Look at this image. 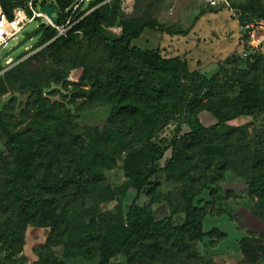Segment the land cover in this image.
Wrapping results in <instances>:
<instances>
[{
    "label": "trees",
    "instance_id": "1",
    "mask_svg": "<svg viewBox=\"0 0 264 264\" xmlns=\"http://www.w3.org/2000/svg\"><path fill=\"white\" fill-rule=\"evenodd\" d=\"M102 1L93 0L89 7L94 8L86 14L76 11L78 22L65 37H56L51 26L38 24L31 32L38 39L34 46L44 47L21 61L18 54L16 63L0 75V93L9 85L26 93V111L32 110L41 122L13 129L0 113V253L4 252L0 264L26 261L22 250L28 226L49 229L45 242L35 250L33 264H62L76 257L97 258V264H212L201 262L196 244L205 237L221 239L226 233L217 227L204 231L206 210L194 199L211 184L219 188L226 170L244 166L252 212L264 223V144L248 139L249 124L228 125L264 112V55L244 57L239 52V65L220 69L222 75H198L179 57L131 45L145 28L161 30L154 20L126 16L125 10L140 7L141 0H132L129 6L124 0ZM24 2L0 0L8 17ZM35 2L52 3L57 23H62L75 0ZM238 8L241 27L253 21L247 14L264 20L262 0H247ZM112 25L121 27L119 35L106 30ZM75 31L87 43H95L96 57L83 50ZM69 65L83 69L81 84L89 86L85 90L76 85L73 98L95 96L112 103L110 122L95 130L87 142L59 120L54 109L60 105L49 97L51 91L43 95L52 82L63 80ZM233 87L230 95L228 89ZM200 110L211 112L216 123L198 122L195 114ZM184 111L194 118L185 121L187 131L171 140L170 157L162 168L172 189L170 214L156 219L149 204L135 201L123 213L118 196L126 189L104 185V170L125 153L127 186L137 196L150 197V203L159 201L158 162L166 147L152 139L168 120L162 118L177 115V122ZM109 200H117L115 212L97 207ZM177 212L184 215L179 224L173 222ZM239 245L249 253L247 239ZM118 254L124 255L125 262L112 263Z\"/></svg>",
    "mask_w": 264,
    "mask_h": 264
},
{
    "label": "rangeland",
    "instance_id": "2",
    "mask_svg": "<svg viewBox=\"0 0 264 264\" xmlns=\"http://www.w3.org/2000/svg\"><path fill=\"white\" fill-rule=\"evenodd\" d=\"M93 0H84L82 11L89 12L94 7H89ZM108 0H103L102 3ZM247 0H227L228 4L217 7H209L201 0H141L138 8L125 10L126 16L137 17L140 20H154L161 27V30L145 28L142 34L131 41V45L143 50H158L165 57H179L185 61L188 70L198 75L212 77L220 72V69H231L236 64L239 65L237 54L242 50L241 39V10L238 8L240 3ZM264 6V0H262ZM253 21L262 22L263 29L260 33L264 34V20H255L256 17L246 15ZM36 22H31L17 36L10 40L7 45L0 49V56L8 54L16 57L22 54L19 61L40 50L44 45L34 46L38 41L37 37L32 36L31 32L36 27ZM119 25L106 27V30L114 35L120 33ZM178 31H180L178 33ZM78 39L82 41L83 50L88 52L90 57H96L97 50L95 43H87L82 33H77ZM28 39H27V38ZM12 49V51H10ZM67 74L59 83L52 82L45 88L43 95H49L53 100L57 99V112L59 120L65 126L70 127L72 132L85 142L94 134L95 130L102 129L110 122L109 115L112 103L95 96H77L73 98L72 93L76 85L82 89L89 88L86 84H81L84 72L81 67L70 66ZM73 67V68H72ZM222 75V72H220ZM219 76V75H218ZM66 84L67 88L63 85ZM229 94L234 93L233 88L228 89ZM227 90V91H228ZM27 94L16 87L9 85L6 92L0 93V113L9 126L13 129H26L40 125V118L32 116V110L25 109ZM175 117H164L168 119L164 125L157 129L156 135L152 139L153 143L166 147L163 158L158 162L160 171L159 180L162 183V195L159 201L150 203V197L145 195L137 196L136 192L127 186V177L124 175L123 157L121 153L116 164L104 170V185L108 187L124 188L125 194L118 196L121 201L123 213L129 205L135 201L143 205L149 204L156 219H160L170 214V192L171 186L165 179L164 167L166 160L171 153V140L182 135L188 130L185 121L191 120L194 116L183 115L176 122ZM184 120L182 121V119ZM195 118L203 125L216 123L214 115L207 110H200L195 114ZM250 125L247 126L248 139L264 144V112L252 116H244L228 122V125ZM134 144L138 139L135 137L137 131L133 133ZM3 134L0 127V152L3 151ZM245 168L237 164L235 168L226 170L219 188L213 184L205 189L201 195L194 199L199 206H204L206 215L203 220L204 231L213 227L219 228L226 233L221 239H210L205 237L197 242L196 249L201 262L210 261L212 264H264V223L252 212V200L246 193V179L244 177ZM210 188L214 191H210ZM168 195V196H167ZM167 197V198H166ZM117 200L99 202L97 207L102 211L115 212ZM183 213L177 212L173 218L174 223L179 224L183 221ZM48 228H37L28 226L25 232V244L22 254L27 257L22 264H33L37 259L35 250L38 249L46 240ZM247 239L251 245L249 253H245L239 245L241 239ZM249 246V245H247ZM4 252L0 253V258ZM112 263L125 262V257L118 254L111 259ZM62 264H97V258L85 261L81 257L62 260Z\"/></svg>",
    "mask_w": 264,
    "mask_h": 264
},
{
    "label": "built area",
    "instance_id": "3",
    "mask_svg": "<svg viewBox=\"0 0 264 264\" xmlns=\"http://www.w3.org/2000/svg\"><path fill=\"white\" fill-rule=\"evenodd\" d=\"M84 0H75L71 10L66 14V19L62 23H57L41 11L40 4L35 0H25L22 6L13 9L12 16L8 15L2 9L0 3V49L4 48L10 40L16 39L17 36L26 28L31 22H36V26L40 23L51 26L56 33V37L67 36L71 28L78 22L74 19V13L82 11L81 6ZM125 4L129 6L132 0H124ZM209 7H217L219 5L228 4L227 0H201ZM87 12H85L86 14ZM83 16V15H82ZM81 18V17H80ZM262 22H249L241 27L242 56H247L248 53L264 55V34L260 33L263 29ZM79 33V31H75ZM244 35V38H243ZM246 49V50H245ZM11 51V50H10ZM14 57L7 53L0 56V75L8 68L15 64Z\"/></svg>",
    "mask_w": 264,
    "mask_h": 264
},
{
    "label": "water",
    "instance_id": "4",
    "mask_svg": "<svg viewBox=\"0 0 264 264\" xmlns=\"http://www.w3.org/2000/svg\"><path fill=\"white\" fill-rule=\"evenodd\" d=\"M41 11L44 12L53 21H57V8L52 3H46L41 7ZM184 118L182 119V121Z\"/></svg>",
    "mask_w": 264,
    "mask_h": 264
}]
</instances>
